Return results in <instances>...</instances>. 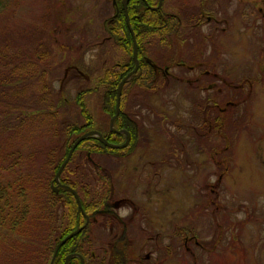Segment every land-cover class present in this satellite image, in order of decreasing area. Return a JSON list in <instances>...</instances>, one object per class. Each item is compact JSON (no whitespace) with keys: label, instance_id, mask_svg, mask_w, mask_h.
<instances>
[{"label":"rangeland","instance_id":"1","mask_svg":"<svg viewBox=\"0 0 264 264\" xmlns=\"http://www.w3.org/2000/svg\"><path fill=\"white\" fill-rule=\"evenodd\" d=\"M195 1L162 0V5L165 11L186 8L191 13ZM111 2L20 0L10 22L9 27L42 25L49 8L45 50H52L47 62L52 67L51 85L61 98L62 123L80 122L74 97L79 90L89 88L98 89L83 97L93 126L107 128L110 119L101 110L106 84L101 80L107 69H115L128 57L103 31V20L113 13ZM256 3L252 17L246 11V0H230L228 5L236 9L237 17L224 31L223 22L202 26L209 47L202 44L200 49L218 67L217 76L210 77L217 86L201 90L200 85L178 82L156 91L135 87L134 93L129 86L124 92L121 108L138 122L142 143L135 152L120 158L131 175L118 164L111 178L114 190L121 189L124 201L130 203L124 207L121 203L118 212H130V205L133 209L138 204L147 208L150 219L140 222L135 217L131 224L138 222L140 226L146 221L155 229L159 244H170L157 264H264V10H258L262 0ZM170 43L169 47L152 45L155 48H149L146 56L155 66L168 65L169 72H186L172 60H179L182 52L189 50L180 40ZM155 79L153 75L150 80H163ZM154 162L157 170L152 168ZM99 165L95 164L104 168ZM84 166L92 168L91 164ZM119 172L125 179L116 180ZM150 176L153 181H149ZM107 220L101 217L99 232L95 230L91 239L109 249L120 224L114 218ZM231 221L234 235L229 239ZM130 230L129 255L145 240L141 232ZM181 230L183 235L177 239ZM144 254L138 251L135 256ZM105 256L107 261L112 258ZM128 257L127 263L134 264Z\"/></svg>","mask_w":264,"mask_h":264},{"label":"trees","instance_id":"2","mask_svg":"<svg viewBox=\"0 0 264 264\" xmlns=\"http://www.w3.org/2000/svg\"><path fill=\"white\" fill-rule=\"evenodd\" d=\"M146 1L148 5L144 0H129L127 3L128 19L136 38L140 64L121 87L120 112L115 120V128L129 132L130 141L126 148L118 149L105 146L96 137H87L75 147L59 180L78 194L89 221L79 233L60 246L52 264H65L66 256L72 253L80 255L85 264L113 262L112 258L108 261L105 259L108 250L93 243V234L88 229L94 226L92 218L101 216L96 208L104 202L98 197L111 187L108 182L118 170L120 158L127 151L129 154L134 152L140 143L135 120L121 108L124 92L129 86L133 93L135 87L150 91L163 89L165 86H157L156 82L150 80L155 74L141 56L154 46L172 45L165 42L167 37L173 38V44L182 41L183 46L185 41H190L193 50H201L204 33L200 32L198 22L204 20V11L210 13L215 9L217 2L196 0L190 6V13L186 12V8H181L185 9L181 12L165 11L162 4L153 9L150 6H156L158 0ZM19 3L20 0H0V264H49L56 244L85 223V216L77 206L73 193L65 188H53V184H56L54 175L69 147L79 135L93 129L112 144L123 143L126 134L110 130L108 122L104 130L93 126L94 121L83 97L98 89H82L75 94L74 104L78 108L80 122H61V98L51 85L52 67L47 62L52 50H45L48 41V23L45 18L51 12L47 8L49 14L42 18V25L26 26L20 23L9 27ZM256 4L255 0L253 5L256 7ZM111 7L113 13L103 20V31L128 57L116 64L115 69H107L101 80V83L106 84L101 110L109 119L115 111L117 85L134 67L132 38L122 0H113ZM19 35L18 41L16 37ZM22 36H26V39ZM188 36H192V39ZM47 66H50L49 73ZM135 83L139 86H134ZM85 164H91L92 168H86ZM95 164H101L104 168L99 169ZM229 223L231 239L234 224L233 221ZM176 235L179 239L183 231H178ZM163 251L162 257L165 256L166 248ZM78 255L71 257L68 264H81ZM114 261L117 263L119 257L116 256Z\"/></svg>","mask_w":264,"mask_h":264},{"label":"flooded vegetation","instance_id":"3","mask_svg":"<svg viewBox=\"0 0 264 264\" xmlns=\"http://www.w3.org/2000/svg\"><path fill=\"white\" fill-rule=\"evenodd\" d=\"M145 1L146 0H144V2ZM216 1H217L216 2V6H217L216 9H214L210 13H208V12L205 13V11L203 12L202 17H204V20H200L198 22V24L200 26V28H199L200 32H203L202 26L204 27V24L211 23L212 25L217 26V25H219V22H221V23L223 22L224 28H222V31H224L227 26H230V27L232 26V24H233L232 22L234 20V19L232 20V18L237 17L236 9H232V7L228 5V2H230V0H216ZM254 1L255 0H246V4L248 5L246 8V11L250 12L252 17L254 14L253 13ZM240 3H242V0H240ZM145 4L148 5L147 1L145 2ZM189 5L190 4L188 3L187 6H189ZM188 8H190V7H188ZM258 10H259V12L264 10V0H262V4H261V6L258 7ZM219 12H222L223 14L218 15ZM210 31H213V30H210ZM207 35H209V33H207ZM188 37L190 40L192 39V36H188ZM172 40H173V38L167 37L165 42L170 43V42H172ZM205 40H206V36L203 35V41H202L203 47H204V45H208ZM158 43H160V42H157V44ZM189 44H190V41H187V42L185 41V46H186L187 50H189V51H187V52L183 51L182 56L179 58V60H176V61L172 60V64H175L178 68L182 67V68L187 69L186 72H184V73L181 71H178L177 73L169 72V66L168 65L165 64L163 66H160V65L155 66V65H153L152 61L148 59L146 54L141 56V59H143L153 69V72H154L155 78H156L155 81L163 79L161 83H157V84H160L159 86H168L169 84L171 85L173 83H178V82L183 83V85H185V86H196V84L200 85L199 88L201 90H203V86H208L209 87L208 89H210L211 86H215V85L217 86V83L210 81V79H211L210 77L217 76V70H218L217 65L211 64V61H212L211 57L203 56L202 55L203 51L193 50ZM208 47H209V45H208ZM138 61H139V59H138ZM139 64H140V61H139ZM187 72H190V73L185 74ZM186 80H189V81L186 82ZM161 84H163V85H161ZM135 123H136L135 125H136L137 130H138V138L137 139L140 141V143H139V145H140L142 143V140H140L141 139V135H140L141 131H140V128L138 127L139 124L136 120H135ZM122 130H125V129H122ZM130 137H131V135H130ZM125 140H126V138H125ZM129 141H130V139H129ZM129 141H128V143H129ZM128 143H127V145H128ZM126 146L124 148H126ZM138 147L139 146L137 145L135 150H137ZM127 153H128V151H127ZM127 153H126V155H127ZM121 165L122 164H120L119 166H121ZM157 166H158V164L154 162L152 168L154 170H157L156 169ZM121 167H122V169H121L122 171L128 170L126 173L127 176L131 175V174H129L130 170L128 169V167L125 164L122 165ZM121 170H119V171L121 172ZM120 172L116 178L117 181H120L121 179H125L123 177V175L120 174ZM147 175L148 174H146L144 177H147ZM150 180L153 181L152 176L149 177V181ZM108 183H110V185H111V187H109L107 189V191L109 193H107V191L106 192L104 191L105 193L103 195H101L100 197H98L99 199H101L104 202V204L102 206L96 208V210L102 216H99V218H95V217L92 218L94 226L90 227L88 229V231L92 234H95V230L97 232H99V228H98L99 226L97 223L100 221L101 217L106 216V218L108 219L107 222L109 220L111 221L114 218L120 224V227L117 228L118 235L115 237V239L113 241H111V245L109 246V249L103 247V249L109 251L110 257H112L114 259L116 256L119 257V261H117V263H115V261L112 260L113 262L110 261L111 264H128L127 263L128 258H129L128 256H130V258H132L134 264H157L158 258L160 256H162L164 253L163 248L164 247L170 248L169 247L170 244L161 245V244H159L157 239L154 238L155 229L152 227H149L147 225V222H146V221H148V218L150 219L149 212L147 211V208H144L143 206L138 204L136 206V209H133L132 205H130V212L126 211V213L124 215L120 214L118 212V209H119L118 206L121 203H123L122 206L124 207L125 204H130V203L124 201L125 196L122 197L124 192L121 189H118V191L114 190L115 183H114L113 179L109 180ZM66 186H68V185H66ZM58 188H64V187L62 185H60V186H58ZM140 209L141 210L145 209L146 212L143 214V212ZM135 217L138 218L140 222H141V220H146V221L143 224H140V226H139L138 222L135 225H133V224H131V222H132V220H134ZM133 228L135 229V233L141 232L144 235L143 236L145 238V240H143L144 243L140 244L137 248V251H136V252L145 251L144 255H138V256L136 255L135 256L136 252H134V254H133V252H131V254L129 255L127 252V251H129L128 250L129 242L131 240L130 239L131 238L130 237L131 236V230L130 229H133ZM116 239H118V240H116ZM108 244H110V242ZM159 248H162V249H160L158 251ZM187 250H188V252H191V251H189V249H187Z\"/></svg>","mask_w":264,"mask_h":264},{"label":"water","instance_id":"4","mask_svg":"<svg viewBox=\"0 0 264 264\" xmlns=\"http://www.w3.org/2000/svg\"><path fill=\"white\" fill-rule=\"evenodd\" d=\"M127 2L128 0H123L122 1V4H123V9H124V14H125V18H126V22H127V26H128V29L130 31V34H131V38H132V58H133V61H134V67L131 71H129L121 80L120 82L118 83L117 85V88H116V101H115V111H114V114L111 116L110 120H109V128L110 130L112 131H115L117 133H120V132H125L126 134V140L121 143V144H112L110 142H108L103 136L102 134L97 131V130H89L87 132H84L82 133L81 135H79L71 144V146L69 147L68 149V152L66 154V157L64 158V160L62 161V163L60 164L57 172L55 173L54 175V181L56 182L57 186H60L62 185L64 188L68 189L70 192L73 193L74 197H75V200L77 202V206L80 208L81 210V213L85 216V223L83 226L79 227V228H76L74 231H72L71 233H69L68 235H66L64 238H62L55 246L54 250H53V254L50 258V261H49V264H52L53 263V260H54V257L58 251V249L60 248V246L62 244H64L69 238H71L73 235L79 233L81 231V229L87 224L88 220H89V217L87 214L84 213L83 211V208H82V205H81V202H80V199H79V196L78 194L75 192L74 189L70 188L69 186H66V185H63L60 183V180H59V176H60V173L61 171L63 170V168L65 167V165L67 164V162L69 161L75 147L82 141L84 140L85 138L87 137H96L98 140H100L105 146L107 147H110V148H118V149H122L124 148L129 139H130V133L127 132L126 130H116L115 128V120H116V117L118 116L119 114V111H120V99H121V87L122 85L124 84V82H126L130 77L131 75H133L137 68H138V65H139V61H138V53H137V42H136V38H135V35H134V32L130 26V23H129V19H128V14H127ZM146 2V1H145ZM162 3V0H158V4L156 6H150L151 8L153 9H156L158 8ZM55 190L57 189L54 188ZM78 254H69L66 256L65 258V264H68L69 262V259L73 256H77ZM79 256V255H78ZM81 259V264H85L84 263V260L80 257Z\"/></svg>","mask_w":264,"mask_h":264},{"label":"bare ground","instance_id":"5","mask_svg":"<svg viewBox=\"0 0 264 264\" xmlns=\"http://www.w3.org/2000/svg\"><path fill=\"white\" fill-rule=\"evenodd\" d=\"M89 221V220H88ZM88 223V222H87Z\"/></svg>","mask_w":264,"mask_h":264}]
</instances>
